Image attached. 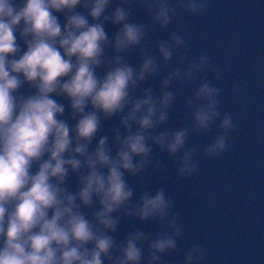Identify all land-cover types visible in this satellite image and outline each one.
I'll use <instances>...</instances> for the list:
<instances>
[{
	"label": "clouds",
	"instance_id": "1",
	"mask_svg": "<svg viewBox=\"0 0 264 264\" xmlns=\"http://www.w3.org/2000/svg\"><path fill=\"white\" fill-rule=\"evenodd\" d=\"M133 3L147 23L132 19ZM209 4L0 0V264H164L180 251L184 226L172 197L164 187L137 195L128 178L143 188L150 166L166 174L162 160L153 163L154 149L191 180L201 155L218 159L231 147L237 124L221 111L222 88L213 81H222V73L212 57H190L175 31L156 41V54L145 43L178 12L201 16ZM133 52L138 65L127 59ZM161 76L158 93L141 88ZM174 85L195 87L184 100L189 122L171 129L164 126L177 101ZM241 91L232 86L233 96ZM113 119L111 136L103 134ZM214 126L210 143L189 146L191 136ZM128 218L160 230L135 228L118 241ZM206 259L202 243L183 254V264Z\"/></svg>",
	"mask_w": 264,
	"mask_h": 264
},
{
	"label": "water",
	"instance_id": "2",
	"mask_svg": "<svg viewBox=\"0 0 264 264\" xmlns=\"http://www.w3.org/2000/svg\"><path fill=\"white\" fill-rule=\"evenodd\" d=\"M118 0H113V6ZM132 19L147 23L144 10L133 3ZM109 34L115 29L107 26ZM175 31L188 43L190 57L206 53L221 69V111L230 113L237 124L231 134V147L218 159L202 155L199 172L191 180L176 173L177 164L166 153L153 151V163L162 160L167 166L164 175L153 174L150 166L141 188L136 178H128L137 195L142 190L164 187L175 203L184 226V236L178 241L179 252L164 257V264H183V254L193 243L204 244L205 264H264V0H210L208 11L201 16L178 12L168 29L149 33L146 45L156 54L155 43ZM139 64L136 52L127 57ZM172 67H176L175 60ZM167 74V70L162 73ZM150 79L141 88L151 85L159 92V80ZM211 80V76L208 77ZM242 91L233 96L232 86ZM195 85H174L177 101L168 124L175 129L187 124L190 115L184 100ZM138 95L140 92L138 91ZM117 119L104 122V133L111 136ZM216 134L213 127L206 135H193L188 144L202 149ZM70 187L74 184L70 182ZM135 228L149 234L159 231L155 223L128 218L122 220L116 239Z\"/></svg>",
	"mask_w": 264,
	"mask_h": 264
}]
</instances>
